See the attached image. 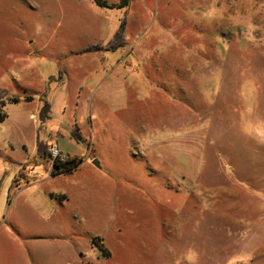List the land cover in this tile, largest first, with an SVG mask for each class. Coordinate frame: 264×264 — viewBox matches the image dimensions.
<instances>
[{
	"label": "rangeland",
	"instance_id": "1",
	"mask_svg": "<svg viewBox=\"0 0 264 264\" xmlns=\"http://www.w3.org/2000/svg\"><path fill=\"white\" fill-rule=\"evenodd\" d=\"M0 111V264H264V0H0Z\"/></svg>",
	"mask_w": 264,
	"mask_h": 264
},
{
	"label": "trees",
	"instance_id": "2",
	"mask_svg": "<svg viewBox=\"0 0 264 264\" xmlns=\"http://www.w3.org/2000/svg\"><path fill=\"white\" fill-rule=\"evenodd\" d=\"M96 4L103 7H119V8H126L128 7L130 0H121L119 4H110L106 0H93ZM13 102H18V98H13ZM31 100V99H28ZM50 110L51 106L49 102H46V105L44 106V109L42 110L41 114L43 113V116L41 117L43 122H45L46 118L50 117ZM7 117L6 113H3L0 111V120H4ZM39 144L42 146L43 143L39 142ZM44 152V151H43ZM44 155V154H43ZM83 161L82 157H73L72 159L68 161H54L53 163V169H52V175H56L62 172H71L74 169H76L81 162Z\"/></svg>",
	"mask_w": 264,
	"mask_h": 264
},
{
	"label": "crops",
	"instance_id": "3",
	"mask_svg": "<svg viewBox=\"0 0 264 264\" xmlns=\"http://www.w3.org/2000/svg\"><path fill=\"white\" fill-rule=\"evenodd\" d=\"M34 75V74H33ZM32 75V76H33ZM53 74H49V72L48 73H46L45 74V76L42 78V80L44 81H42L43 82V84L44 83H46V82H48L47 81V79L49 80V77L50 76H52ZM47 97V99L50 101V103H51V100L53 99V98H51V96L50 95H46ZM40 97V96H39ZM18 102H11V103H5L4 104V107L7 109V107L8 106H10L11 104H13V103H15V104H18V103H21V102H35V100H33V101H31V100H26V99H24V98H21V97H18ZM41 100H40V98L38 99V103H37V107L39 108L40 107V105H41V102H40ZM63 103V102H62ZM52 105L51 106H53V103H51ZM58 106V105H57ZM7 116H8V114H7ZM53 117H54V113H52V111H51V119H53ZM50 127V126H49ZM51 127H53V129L51 128V129H49L48 130V132H47V134H48V136H49V141H50V145H60L59 144V140H58V137H59V135L61 134V131H62V129H61V126H59V124L57 125V124H55L54 126H52L51 125ZM60 127V128H59ZM71 127L73 128V125H72V123H71ZM60 130H59V129ZM74 130V129H73ZM38 140H39V142H41V143H44V144H46V142H47V140H41L40 138H39V135H38ZM82 141V140H81Z\"/></svg>",
	"mask_w": 264,
	"mask_h": 264
},
{
	"label": "built area",
	"instance_id": "4",
	"mask_svg": "<svg viewBox=\"0 0 264 264\" xmlns=\"http://www.w3.org/2000/svg\"><path fill=\"white\" fill-rule=\"evenodd\" d=\"M51 156L53 161H68L70 159V155L63 153L58 145H52Z\"/></svg>",
	"mask_w": 264,
	"mask_h": 264
},
{
	"label": "water",
	"instance_id": "5",
	"mask_svg": "<svg viewBox=\"0 0 264 264\" xmlns=\"http://www.w3.org/2000/svg\"><path fill=\"white\" fill-rule=\"evenodd\" d=\"M94 163H96L97 165H99V162L97 161V160H95V162Z\"/></svg>",
	"mask_w": 264,
	"mask_h": 264
}]
</instances>
